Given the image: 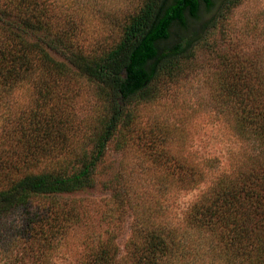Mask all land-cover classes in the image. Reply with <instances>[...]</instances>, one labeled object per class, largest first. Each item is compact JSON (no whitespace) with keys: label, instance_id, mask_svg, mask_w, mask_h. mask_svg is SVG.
Listing matches in <instances>:
<instances>
[{"label":"trees","instance_id":"obj_1","mask_svg":"<svg viewBox=\"0 0 264 264\" xmlns=\"http://www.w3.org/2000/svg\"><path fill=\"white\" fill-rule=\"evenodd\" d=\"M220 1L146 0L111 49L89 55L77 26L52 21L53 0H0V109L8 108L12 95L24 85L39 94L52 91V77L34 74L63 68L49 53L54 45L73 59L79 75L96 85L106 111L91 149L79 146L69 156L48 147L52 137L64 139L62 110L55 109L47 119H30L29 125L37 121L33 135L24 136L25 130L17 125L15 133L24 137L20 144L26 158L18 166L0 158L3 256L19 244L20 264H49L44 255L33 262L27 254L33 248L39 254L57 248L76 221L68 198L95 186V172L108 144L129 120L126 106L153 97L159 76L178 68L180 55L198 40L191 32L192 23ZM172 38L177 41L170 46ZM229 78L225 92L237 104L236 131L260 148L256 162L248 171L217 175L182 223L158 220L152 217L154 210H145L135 221L125 255L119 256L115 236L106 232L79 264H264V77ZM55 82L53 78V86ZM43 155L47 156L41 159ZM172 166L181 171L177 181L182 187L198 186L204 178L188 162L174 161ZM38 199L47 203H35ZM6 257L11 262L12 256Z\"/></svg>","mask_w":264,"mask_h":264},{"label":"rangeland","instance_id":"obj_2","mask_svg":"<svg viewBox=\"0 0 264 264\" xmlns=\"http://www.w3.org/2000/svg\"><path fill=\"white\" fill-rule=\"evenodd\" d=\"M53 1L55 25L69 22L77 26L87 54L97 55L120 40L124 26L146 0ZM191 30L198 40L180 55L178 68L159 76L152 98H139L126 106L131 111L129 120L108 144L95 172V186L68 198L76 221L57 248H47L43 254L33 248L27 254L31 261L44 255L49 264H79L106 232L115 236L119 256H123L135 221L145 210H154L152 217L158 220L182 223L187 210L217 175L248 171L256 162L260 148L238 135L237 104L225 90L229 77H264V0L216 2L192 23ZM176 41L172 38L168 45ZM52 47L51 57L63 68L34 74L52 77V91L39 94L24 85L12 95L8 108L0 109V145H7H1L0 158L12 165L16 162L15 166L26 158L21 150L24 137L15 133L17 125L25 130L24 136H30L38 120L47 119L55 109L62 110L64 139L52 137L48 147L69 156L79 146L91 149L92 136L106 112L105 98L96 85L78 74L72 58ZM14 117H19V123ZM33 117L37 121L29 125ZM174 161L188 162L204 173L198 186L179 184L181 171L172 166ZM22 255L18 244L9 254L0 253V264H20ZM6 256H12L11 262Z\"/></svg>","mask_w":264,"mask_h":264}]
</instances>
